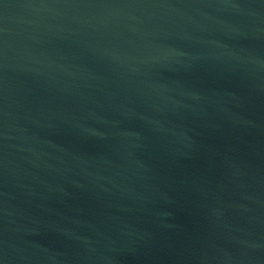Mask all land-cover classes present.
Segmentation results:
<instances>
[{
	"label": "water",
	"instance_id": "1",
	"mask_svg": "<svg viewBox=\"0 0 264 264\" xmlns=\"http://www.w3.org/2000/svg\"><path fill=\"white\" fill-rule=\"evenodd\" d=\"M0 264H264V0H0Z\"/></svg>",
	"mask_w": 264,
	"mask_h": 264
}]
</instances>
